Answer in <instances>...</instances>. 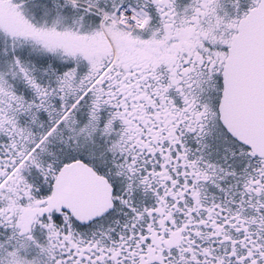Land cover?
<instances>
[{
    "label": "snow or ice",
    "instance_id": "6c2138e0",
    "mask_svg": "<svg viewBox=\"0 0 264 264\" xmlns=\"http://www.w3.org/2000/svg\"><path fill=\"white\" fill-rule=\"evenodd\" d=\"M0 264H264V0H0Z\"/></svg>",
    "mask_w": 264,
    "mask_h": 264
}]
</instances>
